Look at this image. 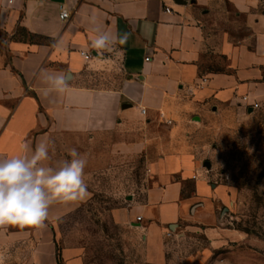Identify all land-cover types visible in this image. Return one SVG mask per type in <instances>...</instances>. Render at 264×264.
<instances>
[{
  "label": "crops",
  "instance_id": "0c3cea01",
  "mask_svg": "<svg viewBox=\"0 0 264 264\" xmlns=\"http://www.w3.org/2000/svg\"><path fill=\"white\" fill-rule=\"evenodd\" d=\"M183 1L0 0V157L31 155L48 141L43 163L56 167L75 148L87 154L91 194L54 204L43 229H0L5 264H84L59 226L100 195L126 199L110 219L133 231L148 264L178 256L186 222L212 219L203 203L218 187L197 135L222 107L264 113V0ZM103 32L127 42L98 52L90 41ZM59 72L69 88L45 95L44 77ZM208 253L182 263L204 264Z\"/></svg>",
  "mask_w": 264,
  "mask_h": 264
},
{
  "label": "rangeland",
  "instance_id": "374dc122",
  "mask_svg": "<svg viewBox=\"0 0 264 264\" xmlns=\"http://www.w3.org/2000/svg\"><path fill=\"white\" fill-rule=\"evenodd\" d=\"M202 122L197 141L211 165L208 182L218 187L203 203L212 219L186 222L179 230L184 239L175 248L178 256L164 264H183L200 250L211 251L204 264H264V113L222 107ZM125 202L94 197L60 223L61 242L80 248L84 264H148L133 231L110 219L109 209Z\"/></svg>",
  "mask_w": 264,
  "mask_h": 264
},
{
  "label": "clouds",
  "instance_id": "9594fccd",
  "mask_svg": "<svg viewBox=\"0 0 264 264\" xmlns=\"http://www.w3.org/2000/svg\"><path fill=\"white\" fill-rule=\"evenodd\" d=\"M95 21V15L89 18L90 23ZM127 39V34L103 32L91 38L90 46L98 52L111 53L117 50V44H126ZM44 79L48 85L43 90L45 95L63 93L69 88L63 72L46 75ZM49 150V142L44 141L36 143L31 155L0 157V229L9 225L43 229L54 204L67 205L90 198L84 171L87 154L72 148L68 152L71 159L60 161L56 167L45 166L43 162L51 159ZM0 264H5L3 254H0Z\"/></svg>",
  "mask_w": 264,
  "mask_h": 264
},
{
  "label": "built area",
  "instance_id": "2783aa9c",
  "mask_svg": "<svg viewBox=\"0 0 264 264\" xmlns=\"http://www.w3.org/2000/svg\"><path fill=\"white\" fill-rule=\"evenodd\" d=\"M165 12H166V13H170L171 11H170V9L165 8ZM68 18H69V13H68L67 9H64L63 7H60V11H59V19H60L61 21H65V20H67ZM80 54H81V56H82L85 60H87V59H89V58L91 57L90 54H87V53H85V52H81ZM148 60H149L148 58H145V59H144V61H148ZM199 81H200L199 86L202 87L203 85L206 84L207 79H206V78H200ZM242 101H243L245 104H246V103L248 104V98H247V97H242ZM248 105L251 107L252 110H257V109L259 108V105H258L257 103H252V104H248ZM136 221H137V222H140V221H141V217H140V216L136 217Z\"/></svg>",
  "mask_w": 264,
  "mask_h": 264
},
{
  "label": "water",
  "instance_id": "95a60500",
  "mask_svg": "<svg viewBox=\"0 0 264 264\" xmlns=\"http://www.w3.org/2000/svg\"><path fill=\"white\" fill-rule=\"evenodd\" d=\"M173 1L177 5H183L184 4V1L183 0H173ZM203 167L206 168V169H210V163L208 161H205L203 163Z\"/></svg>",
  "mask_w": 264,
  "mask_h": 264
},
{
  "label": "trees",
  "instance_id": "16d2710c",
  "mask_svg": "<svg viewBox=\"0 0 264 264\" xmlns=\"http://www.w3.org/2000/svg\"><path fill=\"white\" fill-rule=\"evenodd\" d=\"M58 264H60L59 261H58Z\"/></svg>",
  "mask_w": 264,
  "mask_h": 264
}]
</instances>
